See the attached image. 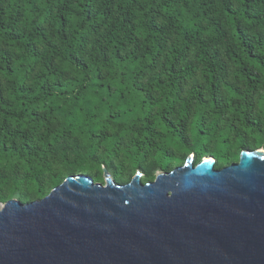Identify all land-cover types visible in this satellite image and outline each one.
Here are the masks:
<instances>
[{
  "label": "trees",
  "instance_id": "1",
  "mask_svg": "<svg viewBox=\"0 0 264 264\" xmlns=\"http://www.w3.org/2000/svg\"><path fill=\"white\" fill-rule=\"evenodd\" d=\"M245 148L264 149V0H0V203Z\"/></svg>",
  "mask_w": 264,
  "mask_h": 264
},
{
  "label": "water",
  "instance_id": "2",
  "mask_svg": "<svg viewBox=\"0 0 264 264\" xmlns=\"http://www.w3.org/2000/svg\"><path fill=\"white\" fill-rule=\"evenodd\" d=\"M0 264H264V150L220 169L191 156L145 183L71 175L40 200H8Z\"/></svg>",
  "mask_w": 264,
  "mask_h": 264
},
{
  "label": "rangeland",
  "instance_id": "3",
  "mask_svg": "<svg viewBox=\"0 0 264 264\" xmlns=\"http://www.w3.org/2000/svg\"><path fill=\"white\" fill-rule=\"evenodd\" d=\"M262 150H264V149H262ZM192 155H190L189 157H191ZM106 169H104V171H105ZM108 172V171H107ZM160 173V171H158V172H156V175L157 174H159ZM102 180H103V184H105L106 183V181H105V176H104V174L102 173ZM0 204H2V203H0Z\"/></svg>",
  "mask_w": 264,
  "mask_h": 264
}]
</instances>
